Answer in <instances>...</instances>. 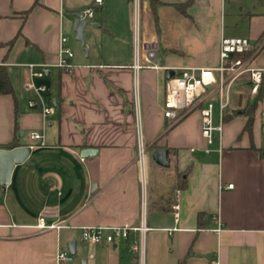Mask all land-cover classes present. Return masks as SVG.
Listing matches in <instances>:
<instances>
[{
	"label": "crops",
	"instance_id": "1",
	"mask_svg": "<svg viewBox=\"0 0 264 264\" xmlns=\"http://www.w3.org/2000/svg\"><path fill=\"white\" fill-rule=\"evenodd\" d=\"M101 1L0 0V67L12 86L11 94L0 95V150L29 148L8 186L0 185V264H67L56 255L73 240L77 252L82 229L136 227L141 220L148 228L142 264H264V159L249 149L242 132L249 86L242 89L237 81L230 90L226 110L236 115L224 122L221 155L216 144L203 152L198 109L176 121L162 111L167 71L218 64L225 36L213 21L225 0H157L156 22L147 0ZM186 3V15L172 6ZM88 8L93 16L99 9L101 33L122 40L125 48L106 51L101 36L95 49L88 37V51L73 55L65 72L56 67L59 38L73 15ZM136 23L141 40H158L167 71L133 72ZM263 31L248 38L252 47ZM249 62L264 68V39ZM28 66H34L32 73L43 69V77H31ZM30 80L45 87L42 102L27 88ZM42 106L52 112L44 116ZM262 127L264 100L254 115L256 148L264 147ZM31 133L42 136L43 144L30 140ZM138 140L145 148L142 168ZM89 148L96 154L81 158ZM160 149L167 150V167L151 158ZM40 219L61 227L38 229ZM137 240L131 232L112 244H86L79 256L86 264H141L131 249Z\"/></svg>",
	"mask_w": 264,
	"mask_h": 264
},
{
	"label": "built area",
	"instance_id": "2",
	"mask_svg": "<svg viewBox=\"0 0 264 264\" xmlns=\"http://www.w3.org/2000/svg\"><path fill=\"white\" fill-rule=\"evenodd\" d=\"M101 0H95L97 6H101ZM61 13V12H60ZM82 19L92 18L93 8H88L82 13ZM63 16V14H62ZM74 21V18L72 19ZM252 48L250 40L245 37H221L219 41L218 64L213 68L187 67L174 70V76L169 78L166 83L165 96L163 101V117L176 121L183 114L191 110L198 109L200 116V136L205 143L203 152L209 154L213 150L211 147L217 145L215 152L222 154V132L224 127L223 116L229 105L230 90L237 80L243 76H248L249 95L254 97L258 94L264 78V68L250 66V58L244 59L243 55ZM160 44L157 39L141 40L138 34V23L135 25L134 36V60L131 66L133 72L137 74L140 70L147 69L153 71H167L159 61ZM73 54L68 46L67 39L63 36L58 43V61L56 67L65 72L70 71L68 60ZM31 77H43L44 70L32 73L34 66H28ZM27 88L33 90L41 100V93L45 91L44 86H35L30 80ZM212 96H216L215 99ZM35 102H29L30 107H34ZM52 112V107L42 106L44 116ZM264 132V127H262ZM30 140L40 141L42 136L37 133L29 135ZM145 158V148L141 141L137 145V161L140 168L143 167ZM232 188V184L227 186ZM176 205L173 209H177ZM175 220L178 214H174ZM38 229H56L61 225L46 226L42 219L39 220ZM148 228L142 220L136 227H88L82 229L81 239L88 245L112 244L118 239L126 240L130 233H136L138 240L131 247L140 260L144 258V234ZM222 230L221 225L215 229L216 233ZM71 256L68 252H58L56 261H70Z\"/></svg>",
	"mask_w": 264,
	"mask_h": 264
},
{
	"label": "rangeland",
	"instance_id": "3",
	"mask_svg": "<svg viewBox=\"0 0 264 264\" xmlns=\"http://www.w3.org/2000/svg\"><path fill=\"white\" fill-rule=\"evenodd\" d=\"M79 13L81 14L82 11ZM71 17L72 15L70 16V18ZM216 20L217 21H213V25L214 27L218 28L219 31L221 30L224 36L246 37L250 40H253L252 37L264 27V0H225L222 11H220V17H217ZM85 21L87 22V27L85 30V34L83 32L84 46H82L80 42H77L75 40L73 25L71 23L66 25V31L63 34V37H65L68 43L72 45L71 47L69 46V48L72 54L75 55V57L84 56L86 51H88V47L86 46L88 37L93 39L92 41L94 43L95 49H98L99 45H101V36L103 43H105V47H108V50L106 51L112 50V48L115 47L114 45L123 46L122 40H112L109 37L103 35V33H101V31L99 30V9L94 10L93 18H87ZM141 28L142 27L140 24V29ZM206 29L207 35L213 37L212 30L208 31V28ZM186 44L189 46V48L195 47L194 40H188ZM90 50L91 52H93V46L90 47ZM24 139L27 140V132L25 133ZM262 145H264V136ZM75 238L78 249L76 254L74 256H71V260L67 261V264H86V261L88 260L81 258L79 256V251L81 248L85 249L87 245L86 243L81 241V238L78 235H76ZM63 249L66 251L67 244L63 246Z\"/></svg>",
	"mask_w": 264,
	"mask_h": 264
},
{
	"label": "trees",
	"instance_id": "4",
	"mask_svg": "<svg viewBox=\"0 0 264 264\" xmlns=\"http://www.w3.org/2000/svg\"><path fill=\"white\" fill-rule=\"evenodd\" d=\"M147 1L149 2L151 14L153 16V21L156 22V9L158 6L161 5V3L158 2L157 0H147ZM189 4L190 3H186V4H182V5L174 4L172 6L176 10H178L181 13H183L184 15H186L185 10L189 6ZM27 13H28L27 11L24 12L23 13L24 16H26ZM262 39H264V31L261 34L258 41L253 45V47L243 55L244 59H249L253 55V53L256 51L258 43ZM237 81L240 83L242 89L244 87L249 86L248 76H246V75L241 76ZM11 93H12V86H11L9 77L7 75V72H6L5 68L0 67V95L11 94ZM263 100H264V78H263V81L261 84V88H260V90L256 96L251 97L249 95V93H246V95L244 96V107L242 109L243 117L245 118V123H244L243 129H242V132H245L248 134V137L250 139L249 149L257 156L258 159H264V147L256 148L254 146V144L252 143V130H253L254 115H255L256 108H257L258 104L260 102H262ZM14 105H15V113L17 114L16 100L14 101ZM235 115H236V111L229 112L226 110L225 114L223 116V121L226 123V122L230 121L231 119H233V117ZM183 187H184V184L181 185V188H183Z\"/></svg>",
	"mask_w": 264,
	"mask_h": 264
},
{
	"label": "water",
	"instance_id": "5",
	"mask_svg": "<svg viewBox=\"0 0 264 264\" xmlns=\"http://www.w3.org/2000/svg\"><path fill=\"white\" fill-rule=\"evenodd\" d=\"M73 17L74 21L72 25L75 39L76 41L80 42L82 46H84L83 32L85 26L87 25V22L82 19V14L80 13L74 14ZM173 76L174 71L166 72L167 80ZM21 135L22 134H19V137ZM96 151L97 150L92 148L84 149L80 152V157L85 158L93 156L96 154ZM28 155L29 148L25 145L17 146L15 148H12L11 150H0V185L2 187L8 186L14 166L23 163L28 158ZM151 158L154 163L161 167L168 166L167 150L165 149L155 150L154 152H152ZM67 252L70 256H74L76 254L74 240L67 245Z\"/></svg>",
	"mask_w": 264,
	"mask_h": 264
}]
</instances>
